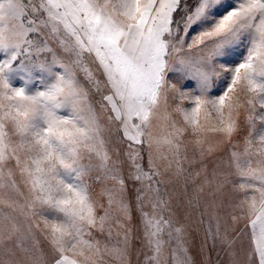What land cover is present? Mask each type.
Wrapping results in <instances>:
<instances>
[{"label": "snow or ice", "instance_id": "snow-or-ice-1", "mask_svg": "<svg viewBox=\"0 0 264 264\" xmlns=\"http://www.w3.org/2000/svg\"><path fill=\"white\" fill-rule=\"evenodd\" d=\"M134 239L264 264V0H0V264H133Z\"/></svg>", "mask_w": 264, "mask_h": 264}, {"label": "rangeland", "instance_id": "rangeland-1", "mask_svg": "<svg viewBox=\"0 0 264 264\" xmlns=\"http://www.w3.org/2000/svg\"><path fill=\"white\" fill-rule=\"evenodd\" d=\"M244 119H245L244 113L242 112L241 113V117H240V121H241L240 131L238 133V136L236 137V139H238L241 142V148L243 146V139L248 133V128L244 124ZM189 155H191V153H189ZM206 163H207V166H208V172H209V176H210L211 170H212V167H213L212 159L211 158L208 159L206 161ZM185 167L188 168V165H185ZM199 167H200L199 164L194 165L193 167L188 168V171L191 172V171H193V169H197L198 170ZM202 179H203V176H201L200 178L196 179L195 184H199L202 181ZM195 184H193V183H189L188 184V193H189V195L192 194L193 188L195 187ZM175 187L177 189H180V184H177ZM225 193H226V195L224 197V200H225V204H226L227 200H228L229 189H226ZM220 211H221V214H224V213H226L227 209L226 208H222ZM136 223H138V222L136 220H134V224H136ZM186 223H189L191 225V228L189 230L192 233V239H193V243L195 245V247L192 249V253H193V255H195L196 249H198L200 247V245L205 242L204 225L199 224V222L196 219L195 213H193V215L191 217H189V220L186 221ZM243 227H244V223H241L240 225L237 226L238 229L243 228ZM197 229H198V231H197ZM134 236H142V231H134ZM246 243H247V241H245V244ZM209 244H210V242H209ZM133 245H134V247H133V250H132L131 260L133 261V264H136L137 257H136V254H135V249L139 248V246H140L139 245V241L134 239ZM42 246L44 247L45 250L47 249L46 243H44ZM211 255H212L214 264H229L228 257H227V255L225 254L224 251L219 250V249H211ZM140 258L142 259L143 256L141 255ZM198 258L199 257H197V259ZM169 264H171L170 257H169Z\"/></svg>", "mask_w": 264, "mask_h": 264}]
</instances>
